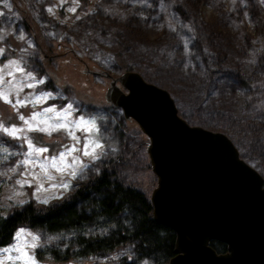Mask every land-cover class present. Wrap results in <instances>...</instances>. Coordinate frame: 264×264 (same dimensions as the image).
Masks as SVG:
<instances>
[{
    "label": "rangeland",
    "instance_id": "obj_1",
    "mask_svg": "<svg viewBox=\"0 0 264 264\" xmlns=\"http://www.w3.org/2000/svg\"><path fill=\"white\" fill-rule=\"evenodd\" d=\"M256 2L264 12V0ZM19 4L27 10L29 28L21 21ZM0 13V48L4 50L0 54V125L20 130L14 136L0 130L1 215L29 201L42 207L57 204L101 169L113 171L117 181L150 196L156 177L146 152L148 140L134 120L105 99L109 84L105 75L116 77L124 70L114 59L118 44L132 51L128 63L133 71L168 91L182 119L224 133L243 161L248 164L251 158L264 166V57L259 63L255 56L261 49L245 0H202L195 9L203 23L200 30L214 39L213 58L207 66L195 50L191 32L167 0H0ZM240 29L252 38L247 47L240 43ZM217 51L226 53L229 64L241 65L253 86L250 93L230 91L225 67L213 63ZM46 93L51 95L44 99ZM68 105L72 108L65 113L67 119L58 118L56 112ZM47 108L56 111L45 113ZM81 117L94 121V128L91 123L76 128ZM68 122L79 140L63 128L50 127ZM96 142L103 145L96 149L98 160L84 156L83 151L66 155L73 146L90 151ZM61 154H65L64 161ZM76 156L87 167L77 168L75 177L70 169L59 170ZM257 169L264 178V171ZM102 228L97 221L87 232L99 233ZM22 229L24 234L17 237ZM73 234L19 226L11 242L0 247V264H31L28 257L35 264H116L122 256L119 252L111 257H72L66 262L52 259L48 249L63 250ZM33 237H39L35 247ZM138 264L151 262L142 259Z\"/></svg>",
    "mask_w": 264,
    "mask_h": 264
},
{
    "label": "water",
    "instance_id": "obj_2",
    "mask_svg": "<svg viewBox=\"0 0 264 264\" xmlns=\"http://www.w3.org/2000/svg\"><path fill=\"white\" fill-rule=\"evenodd\" d=\"M105 76L106 101L148 140L152 217L175 233L168 264H264V178L224 133L182 119L164 88L132 70Z\"/></svg>",
    "mask_w": 264,
    "mask_h": 264
},
{
    "label": "trees",
    "instance_id": "obj_3",
    "mask_svg": "<svg viewBox=\"0 0 264 264\" xmlns=\"http://www.w3.org/2000/svg\"><path fill=\"white\" fill-rule=\"evenodd\" d=\"M167 1L191 32L195 50L201 55L202 62L206 66L211 65L208 60L213 58L214 39L206 30H200L199 27L203 26V23L194 14L202 0ZM245 1L252 22L256 24L255 40L261 50L258 56L257 54L255 56L261 63L264 57V12L256 0ZM19 5H16V8L21 21L29 28L27 10L22 4ZM239 31L242 32L239 36L240 43L247 47L251 44L252 38L244 33V30ZM131 53L132 51L125 45H117L114 59L120 68L124 69L122 72L133 71L132 64L128 63ZM213 63L225 67L224 74L229 79L230 91L251 92L253 86L245 76L243 68L238 62L229 64L225 52L217 51ZM262 67L264 68V65ZM211 85L208 86L212 87ZM251 99L250 107L253 105ZM248 160L252 168L258 170L259 167L261 172L264 171L263 165H257L251 158ZM114 175L113 171L101 169L81 181L69 197L57 204L42 207L29 201L22 207L13 208L6 216L0 214V247L11 242L19 226H28L50 233L60 231L74 233L70 244L63 250L55 247L48 249L52 259L58 262H66L72 257H111L122 253L116 264H138L142 259L150 261L151 264H168L174 255L175 233L153 219L152 206L147 194L133 186L120 183ZM97 221H101L103 230L92 234L87 232V227ZM209 244L217 253L227 251V246L223 242L211 240Z\"/></svg>",
    "mask_w": 264,
    "mask_h": 264
},
{
    "label": "snow or ice",
    "instance_id": "obj_4",
    "mask_svg": "<svg viewBox=\"0 0 264 264\" xmlns=\"http://www.w3.org/2000/svg\"><path fill=\"white\" fill-rule=\"evenodd\" d=\"M48 11H51V9H48ZM70 11H74V9H70ZM0 15H2V13H0ZM21 39H23V37H21ZM3 51L4 50L2 48H0V54H2ZM12 63L14 64L15 62H12ZM29 86L31 87V85H29ZM50 95H51L50 93H46L43 98L46 99ZM38 99H40V98H38ZM18 103H21V102L18 101ZM71 108H72V105H68V108L65 109L63 112H56V116L58 118H64L66 120L67 117H66L65 113H67ZM55 111L56 110L53 109V108L45 109V113H52V112H55ZM39 115H40V113H37L36 116L32 117V119L35 120L36 117L39 116ZM20 119L24 120V117L21 116ZM24 122L26 124H28L27 120H25ZM41 123H47V122L46 121H41ZM69 123H71V122H68V123H57V124L51 125L50 127H52L53 130H58V129L63 128V129L68 131V134L74 140H79V137L76 136L75 132L72 131L69 128ZM89 123H91L93 128H94V126H95L94 121H91V122L85 121L84 118L81 117L79 121L75 122V127L76 128H80L81 124L87 125ZM31 128H32V126L29 124V129H31ZM0 130H2L3 132L9 133L10 135H13V136L16 134L17 131H20V130L15 129V128H11V129L10 128H5V127H3V125H0ZM88 130L91 131L92 129H88ZM40 131L46 132V131H48V128H41ZM92 143H93L92 141H89L90 145ZM28 146H29L30 149L33 147L31 141L28 142ZM102 147H103V145H101L99 142H96L94 147L90 151L86 150V149H76L73 146L71 148H68L66 155H71L72 152H74V151H83V155L84 156H89V157H91L94 160H98V159H100V155L97 154L96 149H99V148H102ZM4 151H7V149H4ZM36 151L42 152V151H46V149H37ZM28 155H31V153H29ZM60 159H61V161H64L65 160V154H61ZM22 163H29V161H23ZM55 166H56V164H55V162H53V167H55ZM83 167H87V166L83 164V162L80 160L79 156H76V157H74V162L72 164H66L64 168L59 169V170L61 172H63V171H67V170L70 169V173L69 174L72 175L73 177H75L77 175V168H83ZM51 178L52 177H49V179H51ZM18 183H24V182L18 181ZM63 187L67 188V187H69V185L68 184H64ZM23 234H24V230L23 229L20 232L16 233L17 237H21ZM38 239H39V237H33V245H32L33 247L36 246L35 241L38 240ZM16 250L18 251L19 249H16ZM3 251L4 252H8V251H10V249H3ZM25 256H27L26 253H25ZM28 259L31 261V264H35V261L32 260L31 257H28Z\"/></svg>",
    "mask_w": 264,
    "mask_h": 264
},
{
    "label": "flooded vegetation",
    "instance_id": "obj_5",
    "mask_svg": "<svg viewBox=\"0 0 264 264\" xmlns=\"http://www.w3.org/2000/svg\"><path fill=\"white\" fill-rule=\"evenodd\" d=\"M108 80H109V78H108Z\"/></svg>",
    "mask_w": 264,
    "mask_h": 264
}]
</instances>
